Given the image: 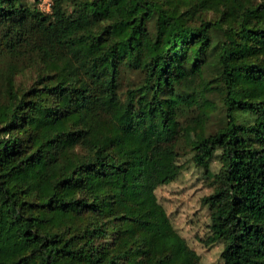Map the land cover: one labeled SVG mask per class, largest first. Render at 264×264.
Masks as SVG:
<instances>
[{
  "label": "trees",
  "instance_id": "obj_1",
  "mask_svg": "<svg viewBox=\"0 0 264 264\" xmlns=\"http://www.w3.org/2000/svg\"><path fill=\"white\" fill-rule=\"evenodd\" d=\"M184 149L204 244L264 264V0H0V264H204L156 195Z\"/></svg>",
  "mask_w": 264,
  "mask_h": 264
},
{
  "label": "rangeland",
  "instance_id": "obj_2",
  "mask_svg": "<svg viewBox=\"0 0 264 264\" xmlns=\"http://www.w3.org/2000/svg\"><path fill=\"white\" fill-rule=\"evenodd\" d=\"M24 1L28 4H36L44 11L50 10L48 6L50 1ZM215 74V70L210 67L206 70L205 77L214 82ZM216 83L214 82L213 86ZM212 91L208 94L209 97L219 103L216 90L212 88ZM219 116L216 113L212 114V119L207 124V131L215 129ZM178 162L181 164L178 177L173 182L159 187L156 190L157 198L168 213L172 225L186 239L190 247L199 254L201 261L204 264H218L222 244L206 245L202 241L207 235L209 223V207L203 199L212 192L213 183L211 178L206 177L205 169L196 167L193 164L191 154L187 149L180 151ZM217 168L218 162L213 160L209 165V169L212 171Z\"/></svg>",
  "mask_w": 264,
  "mask_h": 264
},
{
  "label": "built area",
  "instance_id": "obj_3",
  "mask_svg": "<svg viewBox=\"0 0 264 264\" xmlns=\"http://www.w3.org/2000/svg\"><path fill=\"white\" fill-rule=\"evenodd\" d=\"M48 2L50 1V0H47ZM48 6L50 7V4L48 3Z\"/></svg>",
  "mask_w": 264,
  "mask_h": 264
}]
</instances>
